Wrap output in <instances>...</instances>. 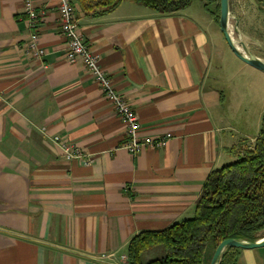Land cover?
<instances>
[{
	"label": "crops",
	"instance_id": "crops-1",
	"mask_svg": "<svg viewBox=\"0 0 264 264\" xmlns=\"http://www.w3.org/2000/svg\"><path fill=\"white\" fill-rule=\"evenodd\" d=\"M30 1L45 13L36 28L27 0H0V264H129L136 236L192 218L211 173L258 137L264 74L229 56L204 5L168 16L123 2L92 16L75 0L141 136L172 135L133 155L102 83L66 58L59 1ZM33 36L47 51L40 60L27 51ZM55 137L94 162L68 160ZM237 264H264V247L240 249Z\"/></svg>",
	"mask_w": 264,
	"mask_h": 264
},
{
	"label": "trees",
	"instance_id": "trees-1",
	"mask_svg": "<svg viewBox=\"0 0 264 264\" xmlns=\"http://www.w3.org/2000/svg\"><path fill=\"white\" fill-rule=\"evenodd\" d=\"M196 1L203 3L219 25L220 0H76L82 11L92 16L111 13L123 2L169 16L188 9ZM263 237L264 117L254 144L235 162L211 173L194 216L163 231L139 234L129 244L128 260L129 264H204L206 252L214 254L224 240L254 243ZM160 249L163 256L146 259V254ZM239 250L226 249L220 264H237Z\"/></svg>",
	"mask_w": 264,
	"mask_h": 264
},
{
	"label": "built area",
	"instance_id": "built-area-1",
	"mask_svg": "<svg viewBox=\"0 0 264 264\" xmlns=\"http://www.w3.org/2000/svg\"><path fill=\"white\" fill-rule=\"evenodd\" d=\"M58 1L61 17L60 27L67 45L66 58L70 63L82 62L87 72L102 83L106 97L114 104L115 111L125 127L126 139L121 148L133 155H138L148 148L159 150L166 147L172 138L171 134L164 137L141 136L142 126L137 113L126 99L114 91L111 81L101 70L100 57L90 50L81 33L75 0ZM258 1L264 5V0ZM26 14L31 28H36L39 20L45 15L44 12H37L30 0H27L26 3ZM27 51L38 60L47 54L37 36L32 37ZM53 142L62 149L68 160H82L85 165H91L94 162L93 157L86 155L76 146L66 143L59 137L53 138Z\"/></svg>",
	"mask_w": 264,
	"mask_h": 264
},
{
	"label": "rangeland",
	"instance_id": "rangeland-1",
	"mask_svg": "<svg viewBox=\"0 0 264 264\" xmlns=\"http://www.w3.org/2000/svg\"><path fill=\"white\" fill-rule=\"evenodd\" d=\"M194 5L203 6V3L196 1L194 2ZM212 10L216 11V8H213ZM230 11L232 15L230 23L232 28L236 26V21H238V28L240 30L241 39L245 42L247 47L250 49V52L254 56L264 61V5L258 0H230ZM218 14V18L220 19V12ZM214 19L216 21L217 18ZM215 23L217 24V21ZM215 29L216 33H218V36L221 38L220 44L222 45V47H224V49H227L229 56L236 57L227 45L219 26H216ZM234 37L235 39L239 40V36L237 34H235ZM228 49H230V51ZM257 107L258 104L256 108ZM255 140L246 141V143L244 144L242 143L243 141L240 140V146L235 147L234 151H236L237 149V152L242 154L246 148L254 144ZM160 251L150 252L148 255L146 254L145 257L148 260L161 257L163 255L161 249ZM211 254H213V252ZM211 254L209 253V256L207 258L208 262L211 258Z\"/></svg>",
	"mask_w": 264,
	"mask_h": 264
},
{
	"label": "water",
	"instance_id": "water-1",
	"mask_svg": "<svg viewBox=\"0 0 264 264\" xmlns=\"http://www.w3.org/2000/svg\"><path fill=\"white\" fill-rule=\"evenodd\" d=\"M231 19L232 15L230 11V0H220L219 28L225 38L227 45L238 59L264 74V61L254 56L250 52V49L247 47L245 42L241 39L238 21H236L234 33L239 36V40L237 42L242 46V51L238 49V46L235 45V42L229 32ZM262 247H264V237L254 243L236 239H227L218 245L210 264H220L222 255L228 248L250 250Z\"/></svg>",
	"mask_w": 264,
	"mask_h": 264
},
{
	"label": "bare ground",
	"instance_id": "bare-ground-1",
	"mask_svg": "<svg viewBox=\"0 0 264 264\" xmlns=\"http://www.w3.org/2000/svg\"><path fill=\"white\" fill-rule=\"evenodd\" d=\"M229 32H230V35L232 36L234 42H235V45L238 46V49H240L242 51V46L237 42L238 40L235 39L234 35V27L232 28L231 24H230V27H229Z\"/></svg>",
	"mask_w": 264,
	"mask_h": 264
}]
</instances>
